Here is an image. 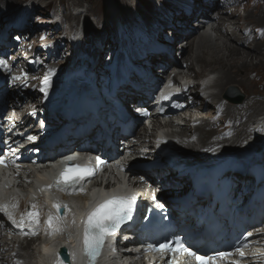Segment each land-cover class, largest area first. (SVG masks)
<instances>
[{
    "label": "bare ground",
    "instance_id": "obj_1",
    "mask_svg": "<svg viewBox=\"0 0 264 264\" xmlns=\"http://www.w3.org/2000/svg\"><path fill=\"white\" fill-rule=\"evenodd\" d=\"M13 1L14 0H0V3L2 4V6H7L8 4H10V2H13ZM60 1H61V6H62L63 10H66V7L64 6V4H65V2L67 0H60ZM73 1L77 5L81 4L82 3L81 1H85L88 4L89 10L91 12L95 13L96 16H98V17L100 16L101 0H73ZM204 1H206V0H204ZM233 1H235V0H226L225 3L226 4H230V2H233ZM211 2L214 5L216 4L214 2V0H211ZM211 2H209V3H211ZM241 5L248 12L247 13V17H246V24H245L246 26H245L244 29L242 28L243 25L239 24V20L242 19V16H240V15L236 16L238 8L237 9L235 8L233 10H226L225 11V9L223 8V10H222V7L220 6V11H219L220 19L223 18V17H228L229 20H230L231 17L235 16V18H232V19H234L232 21V23H233L232 26L235 25L234 27L237 28L238 31H240V30H243V31L244 30H249L250 31L249 28L253 25L254 22L258 26H262L264 28V1L263 0H256L254 2V4L245 1ZM132 6H135V4H133ZM78 17H79V15L76 18H78ZM68 18H69V14H65L64 15V19H68ZM179 25L182 28H186V24L184 22H180ZM257 25H255V26L257 27ZM210 27H211V25H208L207 29H209ZM225 27H226V29H223ZM262 27H257V29H253L251 31L252 32L251 36L250 35H244L242 33H237V34L232 33V34H230V32L228 30V26H226V24L222 21V28H221L220 31L222 32V34L224 35V37L226 39V42L223 43L224 44L223 53H219L218 51H213L209 47V45H208L209 42L208 41L207 42L204 41V42H202V44H198L197 43L198 44L197 47H198L199 51H201V52H199L198 55H196L197 58H195V59L197 60V62L200 63L205 68L206 67H210V69L212 71L218 70V71L221 72V75L218 78V81H217V84H216L217 86H219L218 89H220V91H219V94H210L209 95L207 90L204 89L205 94L209 95V98L211 96H213L217 100L216 104L212 103V104H214L215 107H213L212 109L210 108V106L207 107L206 117H208V118H204L205 115L203 113H200L201 117L196 119V121L198 123V126H197L195 131H192L191 129H189V126H188L189 123H186V121H185L186 119L183 120L181 123H183V124L185 123V128H186V131L188 133L184 134L183 132H180V130H179L180 134H183V135L188 136L190 138H191L192 135H194V136L196 135L197 136L196 138L199 141H202V143H203L202 146L207 147V146H210L211 144L213 145V144L217 143L218 141H214V138L219 137L220 134H222V135L225 134L226 135L228 132H231L230 134L233 137H236V136H238L240 134H244L246 132V127L243 130H240V129L238 131H235V130L239 126V123H241L244 120H247V118L251 115V113L259 112L261 110V109H259V108H261V106L264 108V103L262 102V100L264 99V84L262 82H260V80H259V79H261L262 75L257 76V75H254V73H252L253 71L249 72V70L259 69L260 66L261 67L264 66V30H263V33H262V30H261ZM190 31L191 30H189L188 32H189V35H190L189 38L192 39L191 43L189 44L188 48L181 54V57H180L181 60H179V63L173 62L175 64V66L179 67L182 71L187 69V67L189 69L192 67V66H189L188 61H187V58H189V57L186 56L188 54V50L189 49H193V47H194V38H195L194 36H195V34H192V32H190ZM211 31L213 32L212 29H211ZM204 32L202 34H204ZM179 33H181V32H179ZM19 35H21V34H19ZM30 36H31L30 34H25L24 36L21 35V39L24 40V42H25V43L23 42V46L22 45L21 46L17 45V48L15 49V51L10 52V51H12V48H10V51L7 50V52H6V53L10 52L9 56L12 55V57L15 58L16 61L14 62V66L18 68L19 72L23 73V76H21V78H23V79L26 78V77L32 76L34 74L33 71H30V72L27 71L25 73L23 72L24 71L23 68L26 66V62L29 59H31V58H25L23 56V54H22V51L20 50V49H23V48L25 49V48H27L29 46V44L31 43L30 42V40H31ZM1 45L3 46L4 43L1 44ZM4 51H6V48L0 49V52H1L0 55L2 57H6V55H2V53ZM16 51H17V54H15ZM39 54L40 53H37L36 57H39L38 56ZM166 55H168V52L164 48L161 51V56L160 57L168 58V56H166ZM60 57H62V56H60ZM21 59H23V60H21ZM62 60H63V63L59 64V66H58L57 63L61 62ZM254 60H258V61L255 62ZM102 61H103V57H101L99 59L98 65H101ZM65 62H66V59L60 58L57 61V63L54 61V64L57 65V67L56 66H54V67H56V70L59 71V70L63 69V66H64L63 64ZM258 64H259V66H255V65H258ZM54 67H47L46 70H48L49 68H54ZM171 68H173V66L163 68L161 75L157 77V78H159L158 80H155L154 76H152V75H149L147 77L150 80H155V82L162 81V80L165 79L167 74L170 72ZM44 71H41L40 74L43 75ZM240 72H243V74H240ZM216 73L217 72H207V75L202 76L204 78V80H205V83H208V84H211L212 82L214 83L215 80H216V78H215L216 77ZM193 76H195V75H193ZM39 79H41V78L38 77V78L31 79V83L35 85L31 89L32 92L29 93V96H30V98L32 100L31 103L33 105H35L34 97L37 94L36 92H38L37 86L40 85ZM195 80H196L195 85H199L198 84L199 83V79H195ZM253 80H255L257 82H260V84L263 87V90H261L262 92L260 91V92H251V93H249L250 90L249 91L247 90L248 91L247 92L246 89H244V88H247L249 86L255 85V82ZM231 84H238L241 87L243 86L242 88H243V90H245L246 99L245 100L243 99L244 101L242 103L237 104V105H235L236 103H234V104L232 103L231 104L228 101H226L223 97H221L223 95V92L226 90V88L229 85H231ZM126 87L127 88H131V83L128 80L126 82ZM193 89H195V88H192L191 90H193ZM195 92H196V89L194 91H191V94L185 93V95H186V97H188V96H194L195 97ZM235 92L238 95H242V94L238 93V90H235ZM127 95H129V94H127ZM143 101L146 102L147 101L146 98H144ZM192 105L193 106L188 104L185 108L182 109L181 112H184L189 107L190 108H193V107L196 108L195 109L196 111H200L202 109V105H201V102L199 100H196V102L194 100L192 102ZM261 112H262V110H261ZM262 117H264V113L263 114L262 113L259 114V116L257 117V121L261 120ZM61 118H62V116H61ZM189 122H191V121H189ZM53 127H56V126L53 125ZM221 127L226 128V130L219 134L218 133V130H219L218 128H221ZM254 130H256L257 134H264V124L259 122L257 127L254 128ZM39 131H37L38 132L37 135H39ZM234 131H235V134H232ZM45 135H47V134H45ZM44 137L45 136H43V138ZM53 137L55 138V137H58V136L54 135ZM225 139H228V138H225ZM42 144H43V141H42ZM217 145L220 146V144H217ZM2 150L3 149H1V151ZM98 153H101V152H98ZM121 156H122V154L120 155V157ZM68 157L76 158L77 161H83L81 159L80 155L68 153L65 156V158H63L62 160H59V162H55V164H52L49 168L44 170V172H46V173L42 172L44 174L41 175L40 178H45L46 179V178H48V176L50 174L57 173V171L59 170L61 164L63 162H66V161L69 160V159H67ZM124 159L120 163L118 162L117 165L113 164L111 167L109 166L107 168L108 173H106V175H109V177H110L109 178V182L110 183H106V179H108L106 177H105V179L103 178L102 180H99L100 183H97V184H93V182H90V184H91V186L93 188L89 187L88 190H86L84 193L78 191V192H76L75 195L71 196V195L65 194V193L60 191V193H61V196H60L59 195L60 193L58 194V190H55L52 185H49V188L46 190V193H47V196H48V197H46V199L50 200L51 204H55V202H57V201L58 202H68L69 203L67 208H66V210L69 211V213H67L63 219H61V220L57 219L59 221V224L63 228L67 226L66 228H64L67 231L63 233L64 234L63 236H60L62 233H58V232H57V234H53L51 239L49 241H47L43 245V249L40 246V250L34 251L33 244L36 242V241H34L35 240L34 238L33 239L26 238L27 239V243H26L25 246H23V244H24L23 243L22 247H27V248L30 247L29 254L32 255V256H33V254L38 256L40 258L41 264L42 263L43 264H49L48 263L49 260L51 258H53V253L57 250L59 245L67 244V245L70 246L71 249H72V247H75L77 245V241L79 242V239L77 238V236L75 234H70V232L72 233L73 231L76 230L77 222L80 221L82 214L85 215L87 210H89L91 208L90 203H89V201L87 199L89 198V199L93 200L95 198V193L99 194L97 192V190H99V189H97L96 187L98 185H105V187H108V188H107V190L105 188H103V189H105V191H107L106 194H109V195L110 194H114L115 191H117V192H119V191L127 192V189H129V186L126 185V183H129L132 180H129V182H126V177H125V174L122 172L123 171L122 169H129V168L132 167V168H137V169L141 168V171H144V169L140 165H138L140 160H141L138 155L127 157V158H124ZM40 168H43V167L40 166ZM142 173L146 174V171L142 172ZM120 176H122V177H120ZM0 177H1V179H0V188L3 186V183L8 184V187L5 190H3V192H4L3 194H8L10 198H16L17 195H19L17 193L18 189L15 188V187L10 188L9 185H11V182H9L7 180V177L3 174L2 171H0ZM35 180H37V179H35ZM43 180H40V185L42 184ZM88 183L86 184V187H87ZM54 192H57L56 198L53 195ZM40 193H41V189H40ZM10 194H11V196H10ZM260 196H261V194H260ZM260 196H256L255 195V197H260ZM9 197L5 198V199L0 198V200L7 201V210H13V212H15L16 209L13 206V203H14L15 199H10ZM40 198H38V201H40ZM251 199H256V198H252L251 197ZM250 201H252V200H250ZM40 202H42V201H40ZM79 202H81L82 205H83V211H81V209H80ZM165 202H166V200H165ZM51 212H52V210H51ZM54 223H53V226L50 227L51 230H53L55 227H59L60 226L59 224L54 226ZM74 226H75V228H74ZM222 227H224V225H222ZM7 229L10 232L12 230V227H10L8 225H4L3 229H2L1 226H0V236H1L2 233L4 234V231H7ZM46 235H48V234L46 233ZM45 239L48 240L47 237ZM5 244H6V239H5L4 242H2V246H1V241H0V252H3V250L5 251V248H6ZM254 248H255V246H254ZM260 248H263V247H260ZM129 249L130 248H127V250H129ZM228 249L230 251H232V249L230 247H227V250ZM70 253L73 254V252H70ZM0 254H2V253H0ZM133 255L134 254L131 253L129 256H127V258H132ZM7 256H9V255H7ZM24 261H26V260H24ZM1 263H2V261H1ZM23 263L24 262L21 261V264H23ZM100 263L101 264H106L107 263L106 255H103V257L100 260ZM72 264H75V260L74 259L72 260ZM138 264H142V263H138Z\"/></svg>",
    "mask_w": 264,
    "mask_h": 264
},
{
    "label": "rangeland",
    "instance_id": "obj_2",
    "mask_svg": "<svg viewBox=\"0 0 264 264\" xmlns=\"http://www.w3.org/2000/svg\"><path fill=\"white\" fill-rule=\"evenodd\" d=\"M225 1L226 0H214V2L216 3L215 5H217V7L221 6L222 10H223V8L225 9V11L238 8L236 16H239V15L242 16V19L239 20V24L243 25L242 28L244 29L246 26L245 24H246V17H247L248 12L244 9V7L241 4H243L245 1L254 4V2L256 0H235L233 2H230V4H226ZM81 2H82L81 4L77 5L73 0H67L64 4V6L66 7V10H64L65 14H69L68 19H71L72 21H76L78 19L76 17L79 15L76 12L86 13V15H85L86 21L85 22H88V25H92L94 31L96 30V24H97L96 20L99 23V28L101 29V31H103L105 29V26H106L107 21L109 19V17H107V14L105 13V8H109L114 12H118L120 10L122 11V7L131 8V6L133 5L132 0H108L107 2H105L104 0H101L100 16L98 17L95 15V13H93L89 10L88 4L85 1H81ZM46 3H50L49 8H46L44 6ZM59 3H61L60 0H14L13 2H10V4H8L7 6H2V4L0 3V49L9 47L12 43H14L13 46L10 47V48H12V51H10V52H13L17 48V45L23 46L24 40L21 39V35L24 36L25 34H30L31 35L30 36L31 37V40H30L31 43L29 42L30 44L27 48H25V50H23L24 48L20 49V50H23L22 52L24 55L26 53H28L29 51H31L29 53H35V51H36V54L37 53H40V54L38 55L39 57H36L31 62H29L28 65H26L23 72L25 73L26 71H29V72L33 71L34 72L33 76H37V77L41 78V79H39V81H42L44 76L43 77L38 76L35 73L40 74V72L44 71V70L45 71H50V70L57 71L56 70L57 65L54 64V61L57 63V61L60 58L66 59V62L63 64L64 65L63 68L66 66V63L69 61V56L67 54H68V50L70 49V46H69V41L67 38L70 35V25L67 23H63L61 25V23L52 22L51 17H49V12L55 11V9L59 7ZM25 5H27V8L29 7L30 9L26 10L27 9L26 8L25 9L26 11L23 10L22 7H24ZM72 8H74L73 12L71 11ZM74 13H76V14H74ZM94 17L96 18V20ZM232 18H235V16L231 17L230 20L228 17L221 18V20L226 24V26H228V30H229L230 34L242 33L244 35H250L251 36L252 35L251 31L253 29H257V27H262V26H258L254 22L253 25L249 28L250 31L249 30L238 31L237 28L234 27L235 25L232 26V24H233L232 21L234 20ZM16 19H19V20L15 21ZM255 25H257V27ZM223 29H226V27ZM212 30H213V32L206 33V35L200 37V39H198L196 43L194 42L193 49L188 50V54L186 56L189 58H187V61H188L189 66H192V67L190 69L187 67V69L184 70L185 73L182 75V78L199 79L202 76L207 75V72H217L216 73V80L212 84V86L210 87L209 91L212 94H219L220 89H218L219 86H217L216 84H217L218 78L221 75V72L218 70L212 71L210 69V67L205 68L200 63H198L197 60L195 59V58H197L196 55H198L199 52H201V51H199L197 45L202 44V42H204V41L209 42L208 45L213 51H218L219 53H223V51H224V47H223L224 44L223 43L226 42V39H225L224 35L222 34V32H220V31L218 32L215 29H212ZM261 30L263 33L264 28L262 27ZM58 33L63 35L64 37L62 39H60V41L58 42V44L56 45V47L53 50L48 52L46 49L50 50L51 49L50 46L45 47V48L39 46L45 38H52L53 36H55ZM19 34H21V35H19ZM3 43H4V45L2 46L1 44H3ZM26 50H28V51H26ZM10 52L7 54L9 55ZM15 54H17V51ZM10 56H12V55H10ZM60 56H62V57H60ZM23 59H21V60H23ZM254 61L257 62L258 60H254ZM61 63H63V60L61 62L57 63L58 66ZM30 66H38V68L37 69H31V68L28 69ZM54 66H56V67H54ZM255 66H259V64L255 65ZM47 67H54V68H49L48 70H46ZM251 71H253L252 73H254V75H257V76L262 75L261 79H259V80H260V82H262L264 84V66L263 67L260 66L259 69L249 70V72H251ZM240 74H243V72H240ZM193 75H195V76H193ZM157 79H159V78H157ZM49 80L55 81L56 77L55 78L50 77ZM253 81L255 82V85L247 87L248 89L244 88V89H246V91L250 90L249 93H251V92H260L261 90H263V87L260 84V82H257L255 80H253ZM233 85L238 86L240 88L241 92L245 96L243 98L245 100L246 99V93H245V90H243V88H242L243 86L241 87L238 84H231L229 86H233ZM229 86L223 92V94L224 93L227 94L228 97L226 96V98H224V97L223 98L226 101H228L229 103L234 104V102H232V101L235 98H237V96H241V95L236 94V92L231 90ZM197 87H198V85H195L194 88L196 89ZM38 88H40V85L38 86ZM233 92H235V93H233ZM23 96H25V94H23ZM208 98H209V96H208ZM210 98H212L213 100L201 98L199 95V92L196 89L194 100H195V102H196V100H199L201 102L202 109L200 111H196L195 110L196 108L193 107L194 108L193 109V108L189 107L184 112H181L180 114H178V116L175 117V120L181 123L183 120L186 119L185 120L186 123H189V125H188L189 129H191L192 131H195L197 126H198L196 119L201 117L200 113H203L205 115L204 118H208V117H206L207 107L210 106V108L212 109L213 107H215L214 104H212V103H215V104L217 103V100L215 99V97L211 96ZM191 100H193V98ZM207 100H208V102H206ZM244 100L236 103L235 105L242 103ZM262 102L264 103V99L262 100ZM190 105L193 106L192 104H190ZM259 109H261L262 112L260 110L259 112L251 113V115L247 118V120H244L241 123H239V126L237 127V129L235 131H238L239 129L243 130L245 127H246V131H247V126H245V123H246V125H248L250 119L255 117L257 113H258V115L260 113H262V114L264 113V110H263L264 108L262 106ZM189 121H191V122H189ZM38 126H40V124ZM38 126L35 127L36 131L40 130V128ZM218 129H219L218 130L219 134L226 130V128H223V127L218 128ZM169 130H171V131L176 130L177 131V132H175L176 134H178L180 136H184L185 137L184 142L187 144H190V147H191V145H194V147L200 148L203 145L202 141H199L196 138L197 137L196 135L195 136L192 135L190 138L188 136H185V135L179 133V130H180V132H183L184 134L188 133L186 131V128H185V123L181 126H180V124H177L176 126L171 125L169 127ZM235 131L232 134H235ZM230 133L231 132H228L226 135L220 134L219 137L214 138V141H218L217 144H220V147H222V148L226 147V149H228L229 145H233V144L236 145L237 144L234 141L233 136ZM252 133L257 134L256 130H254ZM225 138H228V139H225ZM215 144H213V145H215ZM18 170L21 173H24L25 175H27L28 179L30 180L29 183H28V181H26L28 184H26L24 186L20 185V186H22V192H23V196L21 197V200L24 201L27 199L24 195L25 191L28 190L29 188L33 187L32 186L33 178L38 180V178H40L41 175L46 173V172H44V170H46V168H38V167H36L30 163L28 165H22L21 167L18 168ZM42 172H44V173H42ZM19 177L21 178V176H19ZM39 194H40V190L38 189V196H36V197L39 198V196H40ZM37 201L38 200L35 201L34 205L39 206L40 204H43L42 198H40V201H42V202L39 201L40 203H37ZM53 223H54V226H56L59 224V221L57 219H55L53 221ZM1 228L3 229V226H1ZM39 234L42 235L41 232L40 233L35 232L34 229H27L22 233L17 232L16 230L9 232L8 229H7V231H4V234L2 233L0 236V241H1V246H2V242H4L6 239V244H5L6 248H5V251L3 250L4 253L1 252L2 254H0V256H2L1 257L2 263L0 262V264H21L20 261L25 262L24 260H26V263L31 264L34 256L29 254L30 247H28V248L22 247V244L24 243L23 246L26 245V243H27L26 238L38 239ZM63 235L64 234H61L60 236H63ZM33 247H34V251H36L37 250L36 249L37 244L35 243L33 245ZM7 255H9V256H7Z\"/></svg>",
    "mask_w": 264,
    "mask_h": 264
},
{
    "label": "snow or ice",
    "instance_id": "obj_3",
    "mask_svg": "<svg viewBox=\"0 0 264 264\" xmlns=\"http://www.w3.org/2000/svg\"><path fill=\"white\" fill-rule=\"evenodd\" d=\"M2 63L3 61H0V64ZM15 79H19V77H15ZM43 83L45 85H48V76H45ZM41 91H46V88H41ZM29 139H34V137H29ZM67 159L71 160L73 159V157H68ZM97 161L98 163L102 162L100 161L99 157H97ZM0 163H3L2 159H0ZM92 171L93 170L90 168H81L80 166H76L74 168H67L60 174V177L56 180V186L64 188L74 186L75 184L79 183V181L85 176L92 175ZM141 179H143V177H141ZM134 202L135 196H114L99 204L93 211L88 214L83 231V250L85 255L89 259V264H95V260L100 255V252L103 248L105 238L114 235L117 229L120 227L121 223H123L126 218H129V214L132 211V206ZM53 206L58 209L61 207V205L59 204H55ZM32 207L35 208L36 205H32ZM63 207L67 208V205H64ZM0 210L6 211L7 205L0 204ZM8 215L9 218L12 219L11 213H8ZM28 215L30 218L36 219L38 213L30 212L28 213ZM55 219L56 218L53 217L51 214L49 215L47 221L49 227L53 226V221ZM13 222L15 223V220H13ZM38 222L39 221L37 220V223ZM249 235L252 234L249 233ZM170 245L171 242L168 241L164 244H160L159 247L155 248L154 250L164 252H175L177 249H179L180 251L187 252L190 256H194L198 261H200V264H210V262L213 260L212 257L197 255V253L193 252L189 248H185L184 245L180 244L179 242H177L176 248H172ZM236 251L240 253L241 257L244 256V253L240 250V248H237ZM218 255L228 256L231 255V253L222 252Z\"/></svg>",
    "mask_w": 264,
    "mask_h": 264
},
{
    "label": "clouds",
    "instance_id": "obj_4",
    "mask_svg": "<svg viewBox=\"0 0 264 264\" xmlns=\"http://www.w3.org/2000/svg\"><path fill=\"white\" fill-rule=\"evenodd\" d=\"M132 2H133V4H135L136 6H132V7H140V6H142V5H144V3H145V0H132ZM209 2H211V0H206V1H204V0H193V4H192V6H191V9H190V11H192L193 12V15H194V13H196V12H202L204 15H206V16H209L210 14H212V15H214L213 17V19H214V21L215 22H217V29H215V30H217L218 32L221 30V28H222V20L220 19V13H219V11H220V7H217V5H214L212 2L211 3H209ZM47 4V3H46ZM241 7V6H240ZM239 7V8H240ZM180 11V10H179ZM181 12V11H180ZM189 30L188 29H186V28H181L180 30H177L176 29V32H174V36L175 37H181L182 38V41H187V43H188V46H189V44L191 43V41H192V39L191 38H189L190 37V35H189V33H187ZM179 32H181V33H179ZM221 32V31H220ZM186 33V34H185ZM205 34H202V35H200V36H197L196 34H195V38H194V42L196 43L197 42V40L200 38V37H202V36H204ZM188 46H187V48H188ZM216 78V77H215ZM212 85L211 84H209V85H204V89L205 90H207V92H208V94L210 95V94H212L210 91H209V89H210V87H211ZM200 87H201V85H199V89H198V91L200 90ZM229 87H231V86H229ZM204 89L202 90L203 92L202 93H204L205 94V92H204ZM205 95H207V94H205ZM208 95V96H209ZM226 95L227 94H223L221 97H224V98H226ZM36 243V242H35ZM34 243V244H35ZM33 244V245H34ZM34 248V247H33ZM37 249V248H36Z\"/></svg>",
    "mask_w": 264,
    "mask_h": 264
},
{
    "label": "water",
    "instance_id": "obj_5",
    "mask_svg": "<svg viewBox=\"0 0 264 264\" xmlns=\"http://www.w3.org/2000/svg\"><path fill=\"white\" fill-rule=\"evenodd\" d=\"M230 89L233 90V91L238 90V93L242 94L241 96H237V98L234 99L235 102H241L245 96H244L243 93L241 92L240 88H239L238 86L233 85V86L230 87ZM234 93H235V92H234ZM226 96H227V95H226ZM227 97H228V96H227ZM3 188H4V187H1V188H0V194H1L0 197H3V196H4V194H3V193H4V192H3L4 189H3ZM95 195H97V194H95ZM60 211L63 212V211H64V208L61 207V208H60ZM63 255H64V257H65L66 260L69 259V255L67 254V252L63 251ZM77 264H80V263L77 262Z\"/></svg>",
    "mask_w": 264,
    "mask_h": 264
}]
</instances>
